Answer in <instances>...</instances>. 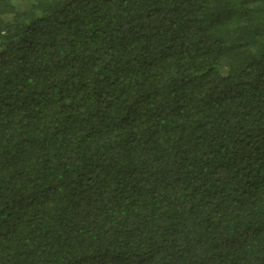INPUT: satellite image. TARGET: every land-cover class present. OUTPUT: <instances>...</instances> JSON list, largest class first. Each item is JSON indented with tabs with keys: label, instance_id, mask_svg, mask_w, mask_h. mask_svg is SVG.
<instances>
[{
	"label": "trees",
	"instance_id": "trees-1",
	"mask_svg": "<svg viewBox=\"0 0 264 264\" xmlns=\"http://www.w3.org/2000/svg\"><path fill=\"white\" fill-rule=\"evenodd\" d=\"M0 264H264V0H0Z\"/></svg>",
	"mask_w": 264,
	"mask_h": 264
}]
</instances>
